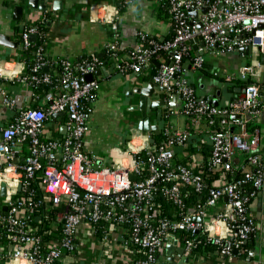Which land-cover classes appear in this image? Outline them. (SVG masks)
<instances>
[{"label":"built area","instance_id":"built-area-1","mask_svg":"<svg viewBox=\"0 0 264 264\" xmlns=\"http://www.w3.org/2000/svg\"><path fill=\"white\" fill-rule=\"evenodd\" d=\"M97 8L94 5L91 9ZM100 8L93 19L108 26L112 39L107 51H115L118 10L111 5ZM202 8L205 12H201ZM189 10H196L197 16ZM169 11L173 35L157 41L141 34L140 43L115 68L141 73L153 58L163 57L151 74V81L164 91L167 115H183L188 124L205 121L210 146L206 162L208 169L219 172L220 176L203 194L201 203L180 216L177 215L181 212H174L171 217L163 215L155 201L157 192L182 206L185 187L199 194L204 189L202 170L195 169L202 159L189 164L175 159V146L188 142L189 131L173 130L166 125L161 131L163 141L155 146L150 133L136 127L123 150L113 149L114 154L125 158L114 159L107 166L98 165L93 153L84 148V137L85 103L98 87V82L88 81L86 75L100 62L95 57L77 63L67 59L48 60L39 47L26 78L34 86H48L41 90L45 107L20 111L1 131L0 152L6 157V168L0 178L11 185L4 201L7 210L0 215L1 226L13 245L6 264H61L65 254L76 252L75 235L81 223H87L95 234L99 227L102 241L117 240L131 254L140 249L144 255L136 264H157L164 245L172 241L190 252L199 232L221 246V256L230 258L253 235L249 199L264 187V145L260 143L256 124V118L264 111V64L260 61L264 54V0H169ZM35 33V26L22 30V48L30 47V36ZM195 37L204 45L199 41L187 43ZM245 46L251 47L256 58L240 67L236 86L239 94L223 105H213L209 95H197L182 67L183 55L193 50L196 55H191L190 68L198 69L205 55L240 51ZM8 63H0V78L17 79L22 73L10 70ZM48 65L56 67V74L44 71ZM213 76H217L216 71ZM225 79L233 81L232 77ZM173 100L179 101V107L172 105ZM60 111L67 116L66 135L46 138L43 133L48 116ZM15 142L29 145L21 168L10 161ZM243 166L249 168L236 181L230 182L224 175ZM6 171L19 172L21 179H30L40 171L41 188L50 207H57L64 199L66 209L59 239L42 247L37 227L30 223L32 208L29 213H21L19 205L14 204L18 179L7 178ZM245 186L248 188L243 190ZM177 231H185L191 237L180 241L175 235Z\"/></svg>","mask_w":264,"mask_h":264},{"label":"crops","instance_id":"crops-1","mask_svg":"<svg viewBox=\"0 0 264 264\" xmlns=\"http://www.w3.org/2000/svg\"><path fill=\"white\" fill-rule=\"evenodd\" d=\"M160 1L127 0L120 7V0H61L60 9L53 10L52 0H48L46 10L42 11L38 8H31L27 0H0V35L8 36L11 42H17V46H13L1 43L0 40V63L8 61L10 70L22 73L13 80L0 78V142L2 141V129L20 111L26 108L45 107V99L41 90L35 88L26 78L28 66L32 60L23 52L20 34L24 28L34 26L36 21L43 19L47 12L49 13L46 22L48 30L42 46V56L45 59H67L77 63L80 60L95 57L100 62L91 73L92 79L98 82V87L93 93L86 112L87 132L84 137V148L93 153L98 165L107 166L114 159L117 161L120 157L125 158L114 154L113 149L123 150L126 147L131 132L136 128V123L140 118V112L133 108L140 96L138 90L152 82L151 74L157 70L163 57L153 58L150 66L141 73H134L130 70L118 71L115 64L105 59L107 44L112 39L111 32L106 24L94 20L93 16L96 17L98 11L101 10L100 5H111L117 8V49L120 62H123L128 52L140 43L141 34L162 38L170 33L171 23L166 12L162 10ZM15 5L23 6V14L19 20L10 17ZM94 5H98V8L92 11L91 8ZM255 58L252 50L243 51V53L234 51L205 55V71L191 69L189 64L185 74L194 86L197 95H209L211 103L216 97L217 104L223 105L230 100V97L239 94L236 86L239 84L237 76L242 63L255 60ZM43 69L49 73L56 74L57 72L56 67L51 65ZM215 71L217 72L216 77L211 75ZM226 77H232L233 81L230 83V80L225 79ZM230 85L233 87L232 92H230ZM217 90L219 91L218 96H216ZM224 92L228 94V97L222 99ZM6 99L12 102H7ZM150 99L156 103L163 100V103L157 106L161 109L160 119H157L156 109L151 107L148 111L151 123L158 126V133H161L166 125L173 130H188V142L179 145L180 147L184 148L189 144L195 151L203 144L209 146V132L205 121L200 120L197 124H188L183 115H167L168 108L164 101V91L156 84L150 91ZM176 103L172 105L177 108L180 103L179 101ZM66 123L65 113L48 116L43 135L46 138L65 136ZM256 124L260 130V143L264 145V111L256 118ZM149 133L154 141V132ZM28 152L27 143L15 142L10 158L11 163L21 168ZM182 153L187 155V151ZM5 162V155L0 152V173L5 172ZM6 172L7 178L18 179L15 193L27 189L23 182L24 178L18 177L19 172ZM10 186L9 181L0 178V214L5 212L3 206L6 205L4 201L9 195ZM2 187L5 188L4 194ZM44 200L46 209H57L56 216L62 219V214L66 209L64 199L57 207H50V201L45 195ZM249 210L255 230L246 241L247 246L242 250L243 257L237 256V252L233 253L232 257L225 258L214 254L194 256L185 251L178 256L173 248L175 245L166 243L158 256L157 264H169V258L174 259V264H264V187L257 189L250 196ZM75 239L76 252L65 254L61 264H133L134 256L128 248L117 240L102 241L91 231L87 223H81L76 231ZM176 245L181 247L178 243ZM12 247L11 243L0 237V264H6Z\"/></svg>","mask_w":264,"mask_h":264},{"label":"trees","instance_id":"trees-1","mask_svg":"<svg viewBox=\"0 0 264 264\" xmlns=\"http://www.w3.org/2000/svg\"><path fill=\"white\" fill-rule=\"evenodd\" d=\"M125 0H120L119 6L122 7L124 5ZM161 8L163 11L166 12L169 21L171 23V31L168 35L165 37L159 38L156 36H149L147 39H155L157 41H161L164 39H168L173 35V27L171 22V13L169 11V0H161L160 1ZM49 17V13H45L44 18L36 21L34 23V26L36 28V35L37 40L34 43H31L30 47L27 49H23V52L27 54L29 58L33 61L36 57V50L39 47L43 46V42L45 40V35L48 30V26L46 25L47 19ZM146 39V40H147ZM144 40L143 43L146 41ZM146 43V42H145ZM144 43V44H145ZM43 48V47H42ZM164 56H167L168 53H163ZM110 63L116 64L120 62V55L118 49L115 51H107L106 58ZM192 62V56L188 52L182 57V67L184 70H187V67ZM32 63V62H31ZM29 64V66L31 65ZM205 63L202 64L201 67L198 68V70L205 71L206 70ZM213 75V73H211ZM210 75V76H211ZM35 88L42 90L47 89L48 86L45 84H36ZM233 91V87L230 85V92ZM92 97L86 101L85 103V111L87 112L90 100ZM154 138V144L155 146H158L163 141V136L161 133L155 134L153 133ZM179 145L175 146V159L176 162L183 163V164H189L197 159H202L201 163L197 165L195 168L196 170H202V175L204 178V189L199 194L191 187H185L184 194H183V200H182V206L175 205L171 201H168L165 197H163L159 192L156 193L155 201L156 203L160 204L161 213L163 215H166L168 217H171V215L176 212H181L179 215H182L185 213V211H189L190 207L201 203L203 201V194L206 192V190L211 186V183L217 179L220 176L219 172H212L208 169V165L206 162V158L210 154V146L207 144H203L198 147L197 150L193 151V147L189 144L186 147H177ZM183 151H187V155L183 154ZM179 156V157H177ZM205 159V160H204ZM248 166H243L237 169H231L229 171H226L224 175L227 177V179L232 182L236 181L242 175L245 173L246 170H248ZM24 183L27 186V189L21 190L18 193L14 195V204L19 205V211L22 213H29V210L32 208V212L30 215V223L37 227V234L41 237V244L42 247L46 246V244L53 242L54 240H57L61 236L62 231V222L59 217L56 216L57 209H46L45 207V200H44V193L41 188V181H42V174L40 171H37L35 175L32 178H24ZM248 188V186H245L242 188L243 190ZM202 196V197H201ZM20 203V204H19ZM2 215V214H0ZM100 228L96 230V235H100ZM176 237L180 241H184L185 239H189L191 236L189 233L185 231H177L175 232ZM0 237L5 238V240L8 243H11L9 240V235L4 231L3 227L0 223ZM247 246V242L243 243L238 249H237V256L243 257L244 254L242 253V250L244 247ZM220 248L221 246L219 244H216L212 240L206 239L204 235L199 232L197 233L195 240H194V246L190 249V254L194 256L200 255H220ZM133 249V248H132ZM133 264H136L135 261L141 257H143V252L139 250H135L133 252Z\"/></svg>","mask_w":264,"mask_h":264},{"label":"water","instance_id":"water-1","mask_svg":"<svg viewBox=\"0 0 264 264\" xmlns=\"http://www.w3.org/2000/svg\"><path fill=\"white\" fill-rule=\"evenodd\" d=\"M47 1L48 0H27V3L31 8H38L42 11H45ZM60 5H61V0H52V9L53 10L60 9ZM201 12H205V8H202ZM189 13L192 14L194 17L197 16L196 10H189ZM22 14H23V6L22 5H15L10 17L14 20H19V19H21ZM198 27H200V24H198ZM0 40H1V43L7 44V45L17 46V42H11L8 36L0 35ZM30 41L31 42L36 41V35L35 34H32L30 36ZM198 41H199L200 45H204L203 41H200L199 37H195L194 39L188 40L187 43H193V42H198ZM250 50H252L250 46H245V47H242L240 49V51H244V52H248ZM191 55L194 57L196 55V53L192 52ZM260 60L264 64V54H261ZM45 70H46V68H45ZM86 79L88 81H90L92 79V74L91 73L87 74ZM263 80H264V70H263ZM153 87H155V84L152 82H149L146 85V87H142L138 90V92L140 93V96L138 98L137 104H135L133 106V108L140 112V118L138 119V121L136 123V127L140 130L147 131V132H154L155 134H157L159 132L158 126L151 123V118L148 114V111L150 110L151 107L153 109H156L157 119H160L161 109L157 108V106L161 105L163 103V100L159 101V103L151 101L150 91L153 89ZM236 91H239V90L236 89ZM218 95H219V91L217 90L216 96H218ZM176 102H177L176 100H173L172 104L173 105L177 104ZM212 104L217 105L216 97L213 98ZM62 113L63 112L60 111V112L53 114V116H56L57 114H62ZM151 141H153V139H151ZM19 188H20V185H19L18 189ZM1 190H2V193L4 194L5 188L2 187ZM6 209H7V205H4L3 210L6 211ZM170 244L172 246L175 245L173 248L177 251L178 256H181L184 253V249L182 247L177 246L175 241L170 242ZM233 253H236V251H234ZM169 261H170L169 264L175 263L173 258H169Z\"/></svg>","mask_w":264,"mask_h":264},{"label":"rangeland","instance_id":"rangeland-1","mask_svg":"<svg viewBox=\"0 0 264 264\" xmlns=\"http://www.w3.org/2000/svg\"><path fill=\"white\" fill-rule=\"evenodd\" d=\"M227 97H228V94L224 92L222 99L227 98Z\"/></svg>","mask_w":264,"mask_h":264}]
</instances>
